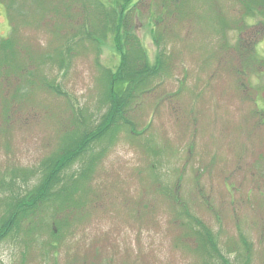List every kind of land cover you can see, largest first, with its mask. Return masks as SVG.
I'll return each mask as SVG.
<instances>
[{"label": "rangeland", "instance_id": "rangeland-1", "mask_svg": "<svg viewBox=\"0 0 264 264\" xmlns=\"http://www.w3.org/2000/svg\"><path fill=\"white\" fill-rule=\"evenodd\" d=\"M22 1L25 17L10 20L8 13H17L15 7L21 10ZM212 1L213 6L208 0H191L181 8L188 11L191 3L196 20L166 18L162 33L168 58L128 109L135 132L120 123L112 137L95 141L87 157L64 171L82 170L98 155L79 190L84 201L79 218L70 223L55 253L60 264L73 255L94 262L98 256V264H106L110 256L111 264H203L206 256L190 249L194 240L184 236L190 218L182 208L209 228L229 263L245 264L244 238L250 249L248 264H264V116L259 119L264 113V68L246 80L241 77L246 86L225 67L220 66L226 71L222 74L219 65L214 69L217 51L229 48L231 53L240 32L241 5L237 0ZM119 2L40 0L35 5L33 0H0V36L12 35L18 22L19 42L31 52L35 75L30 78L36 79L28 88L29 98L19 109L12 107L9 123L2 121L5 129L0 120V178L17 179L7 190H24L18 187L20 169L34 183L30 171L60 146L66 129L77 122L90 129L102 119L108 102L101 66L114 69L119 56L111 28L103 35L99 20L101 13L116 15ZM150 3L136 2L139 10L126 13H140L133 31L153 61L154 17L165 7H160L161 0ZM245 18V23L259 19ZM219 19L226 24L220 25ZM73 31L81 35L72 36ZM67 51L73 53L70 60ZM256 51L264 59V37ZM40 78L61 94L40 87ZM178 101L179 110L172 106ZM224 179L233 183V192ZM176 182L181 204L167 199ZM190 225L201 230L198 223ZM28 235L20 230L0 242V264L52 262V252L45 250L52 240L48 232L41 229L37 241ZM23 250L29 252L22 256ZM212 262L220 263L217 256Z\"/></svg>", "mask_w": 264, "mask_h": 264}, {"label": "trees", "instance_id": "trees-1", "mask_svg": "<svg viewBox=\"0 0 264 264\" xmlns=\"http://www.w3.org/2000/svg\"><path fill=\"white\" fill-rule=\"evenodd\" d=\"M151 1L152 0H147V6L151 4ZM154 1L156 2L158 0ZM190 1L191 0H161L162 5L160 7H165V12L161 15L155 13L156 15L154 17L155 26L153 30V41L157 48V52L153 61L148 58L140 39L133 31L134 20L140 13H126L129 8H131L132 12L139 10L138 6H136V2L139 4L142 3V0H120L118 6L120 11L116 13V15L115 13H101L102 20L99 21L100 23L102 22L101 26L104 30L103 35L106 29L111 28L114 46L119 56V62L114 69L101 66L102 73H105L103 84L106 89L108 102L106 112L102 119L98 121L97 125L92 127L93 129L85 128V123H83V121L82 126L78 125L77 122L73 128L66 129L68 132L62 136L60 146L55 149L54 152L44 157L37 167L30 171L34 175V183H29L26 170L20 169L21 178L19 179L18 187H24L23 191H17V187H13L10 191L7 190L6 187L14 184L17 180L15 176L10 177L9 182H7L6 179L0 178V242L9 238L11 235H18L20 230L30 234L28 235L29 239L34 236L36 238L40 230L45 229L52 238L51 241H47V247L45 249L46 254L52 252L53 255L52 262L46 263L60 264V262L54 258L56 255L55 253L56 251L58 252L61 240L66 235L70 223L79 218L82 207L84 206V201L79 190L81 189L80 187L84 177L91 168V164H94V160H97L96 157L98 155L95 154L94 157L89 158L82 170H73L68 175H64V171L75 161H82V157L84 158V156H86L85 154L87 152L89 153L95 141H100L109 135L112 137L120 123L129 124L130 132H135L132 128L131 120L127 117L131 100L137 96L139 92L142 93V91L148 89V85H150L149 82L161 72L163 61L168 58L165 54L166 40L162 33L166 28V18L170 17L174 19L178 17L179 20H184L185 18L187 20H196L194 13L191 12L193 11V5L191 3L187 5L188 11H183L181 9ZM208 1L213 6V1ZM237 1L241 5L237 9L239 13L237 20L240 32L236 37L234 45L231 46V53L229 48H227L226 53L217 51V64H215L214 69L216 65H219V68H221L220 66L225 67L229 75H234L240 80L242 83L241 86H246V83L242 82L241 77H244L246 80L247 77L250 78L253 74L255 75V73L260 74L263 72L264 68V59L260 58L256 51L257 42L260 38L264 37V0ZM38 2H40V0H33L35 5H37ZM166 3L171 7L166 5ZM219 7L220 6H216L213 8L220 11L221 9H216ZM7 8L10 10L12 5L7 4ZM21 8L22 9L19 10L15 7V12L17 13H8V18L14 21L18 19L19 16L18 21L22 20L21 16L25 17L22 13L27 12L24 2L21 4ZM51 9H53V12L57 11L53 6ZM36 14L41 15V13ZM255 16L259 17L256 22L245 23L243 21L245 17L252 18ZM219 21V24L222 26L226 24L223 19H219ZM14 26L12 35L7 37L0 36V120L1 122H5V124L9 123L8 118L12 107L16 105V108L19 109L18 105L23 103L30 96L28 91V88L31 89L30 84L36 81V79L30 78L35 75L30 71L32 65L30 62L31 52L27 49L25 44H23V41L19 42L17 35L19 30L18 22L14 24ZM77 26L76 23L73 29L76 30ZM73 34H76V36L81 35L78 31H73L72 36H74ZM66 55L70 60L73 53L67 51L65 53V56ZM18 56L20 60L17 59ZM24 56L28 58V60H26ZM219 72L221 74L224 72L226 73L222 68L221 70L219 69ZM38 84L40 87L45 86L50 91L55 90L57 93L61 94V91H59L57 87L53 86L51 83L42 81V79ZM179 96L180 95H178L177 99H182L179 98ZM179 104L178 101L172 106H175L176 109L179 110V108H181ZM169 109L172 113L173 110H171V108ZM263 116L264 113L259 114V119L261 121ZM174 120L179 122L176 118H174ZM5 124L2 127L4 129ZM191 124L192 123L187 122L188 126ZM224 181L226 182L225 179ZM226 183L231 184L229 181ZM178 184L179 182H176L175 192L168 195L167 199L171 203L181 204L177 195L180 188ZM231 185L233 192L235 186L233 183ZM182 209V212L190 218L189 222L185 223L188 230H185L184 236L194 240V245L189 247L190 249L206 256V259L203 260V264H217L216 262L211 263L214 256H217L220 261L219 264H231L226 257L219 252L215 236L209 228L202 223L200 219L189 213V211L184 208ZM191 223H198V225L201 226V230H191ZM181 232L183 234V231ZM42 239L43 237H41V240ZM37 240L38 238H36V241ZM242 243L246 247L244 263L248 264L250 249L244 238H242ZM188 245L190 244L188 243ZM28 252V250H23L21 255L25 256ZM41 256L46 258L45 255ZM94 259L96 262L86 255L82 260L77 258L76 255H73L69 256V259H67L64 264H98V256H95ZM106 264H111V256ZM121 264L131 263L123 262Z\"/></svg>", "mask_w": 264, "mask_h": 264}]
</instances>
